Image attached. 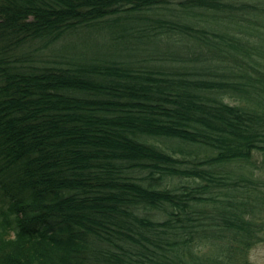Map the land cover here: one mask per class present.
Masks as SVG:
<instances>
[{"label":"trees","instance_id":"obj_1","mask_svg":"<svg viewBox=\"0 0 264 264\" xmlns=\"http://www.w3.org/2000/svg\"><path fill=\"white\" fill-rule=\"evenodd\" d=\"M257 162L264 0H0V264H255Z\"/></svg>","mask_w":264,"mask_h":264},{"label":"rangeland","instance_id":"obj_2","mask_svg":"<svg viewBox=\"0 0 264 264\" xmlns=\"http://www.w3.org/2000/svg\"><path fill=\"white\" fill-rule=\"evenodd\" d=\"M75 33H72V35ZM68 36L66 38L60 39L58 42H55L54 44L49 45L48 48H40L37 47V45H32L31 47H28V50L31 51V55L35 56L36 59L40 62L46 59H50V61H53L54 59H60L57 55H59L60 51H70L74 52V49H78L79 51H84L86 49L87 52L85 53H95L93 52L92 45H81L83 44L82 41H84V35L82 33H78L76 36ZM53 45V46H52ZM162 146H164L163 143H161ZM260 158V157H258ZM256 159V158H255ZM258 166L255 169V172L259 173L264 170V165H261L259 162H257ZM249 259L251 262L255 264H264V241L255 245L249 252Z\"/></svg>","mask_w":264,"mask_h":264}]
</instances>
